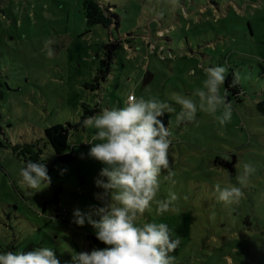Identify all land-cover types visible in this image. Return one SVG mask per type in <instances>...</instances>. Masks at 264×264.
<instances>
[{
  "label": "rangeland",
  "instance_id": "obj_1",
  "mask_svg": "<svg viewBox=\"0 0 264 264\" xmlns=\"http://www.w3.org/2000/svg\"><path fill=\"white\" fill-rule=\"evenodd\" d=\"M96 2L111 7L117 27L87 25L81 0H0V253L49 246L68 264L71 249L91 251L86 237L95 230L76 225L73 212L102 206L94 194L103 191L95 185L103 165L84 143L96 130L80 120L85 110L123 107L134 93L176 109L160 118L173 133L175 184L162 171L157 197L171 191L178 200L159 215L153 203L142 222L166 223L173 238H181L172 253L177 264H264V113L256 107L264 100V0ZM46 40L54 41L52 58ZM211 66L240 72L238 94L220 88L232 104L230 122L221 126L198 110L194 121L177 124L180 106L172 95L198 104L193 93ZM97 77L98 87L86 88ZM56 124L69 131V164L56 161L44 134ZM232 160L231 171L219 167ZM28 161L44 163L51 183L21 184L19 170ZM244 163L256 171L244 197L225 205L214 185L239 186ZM56 204L65 209L58 219Z\"/></svg>",
  "mask_w": 264,
  "mask_h": 264
},
{
  "label": "clouds",
  "instance_id": "obj_2",
  "mask_svg": "<svg viewBox=\"0 0 264 264\" xmlns=\"http://www.w3.org/2000/svg\"><path fill=\"white\" fill-rule=\"evenodd\" d=\"M52 43L45 41L49 58L55 54L50 47ZM204 72L202 87L193 93L199 98L198 104L190 96L172 95V100L180 106L177 124L194 121L198 110L213 116L221 126L230 122L233 108L227 100L228 91L220 93L228 68L211 66ZM193 74L194 70L190 71L189 75ZM240 79V72L234 71L230 87H236ZM175 111L166 101L137 98L130 93L123 107H105L83 120L84 127L96 130L84 143L92 145L88 156L103 165L100 178L95 180L96 187L103 191L94 194L102 206H90L87 212L75 209L73 222L80 227L85 223L91 225L96 239L106 247L81 252L71 249L68 264H177L172 253L179 247L181 238H173L166 223L142 222L143 214L153 203L159 215L174 210L178 200V195L171 191L166 199L157 197L162 171H167L164 179L175 184V172L169 160L173 133L160 119L166 112ZM242 168L236 177L239 186L214 185L218 201L231 205L244 197L242 189L247 187L256 168L252 163H244ZM19 176V182L30 189L51 183L47 167L41 162L28 161L19 170ZM0 264H60V260L51 247L44 246L27 252L0 253Z\"/></svg>",
  "mask_w": 264,
  "mask_h": 264
},
{
  "label": "trees",
  "instance_id": "obj_3",
  "mask_svg": "<svg viewBox=\"0 0 264 264\" xmlns=\"http://www.w3.org/2000/svg\"><path fill=\"white\" fill-rule=\"evenodd\" d=\"M82 1V9L83 13L85 16V20L87 25L89 26H94V25H100L104 28H108L111 25H115L116 27L119 25V18L117 15L112 13L110 10L111 7H108L107 9L101 7L96 0H81ZM102 73V71H100ZM233 79V74H228L225 80V87L231 91L234 95L239 93L238 90V84L236 87H230L231 82ZM98 87V77L94 79L93 84L91 85H86V88L90 89H96ZM130 94V93H129ZM128 94V95H129ZM256 107L259 112L264 113V100L260 101L256 104ZM95 113V110L89 111L85 110L84 115L82 116L80 120V124L83 122V120L87 116H91ZM70 127V126H68ZM44 134L46 137L47 142L50 144L55 157L56 161L59 162L60 164H69L70 162L73 161L74 159V154L72 151V147L70 146L69 143V131L62 125L56 124L51 127H48L44 130ZM221 167V166H219ZM223 168V167H221ZM225 169V168H224ZM227 170V169H225ZM228 171V170H227ZM57 205V204H56ZM59 205V204H58ZM56 207L55 212L57 215V219L62 214L60 211V205L59 207ZM237 227H239V231H245L246 226L243 223H240ZM242 232H240V236H243ZM87 243L92 250L93 248H104L106 245H104L102 242L96 239L95 236L88 235L86 237ZM244 245V240H240L237 243V246L239 248H242Z\"/></svg>",
  "mask_w": 264,
  "mask_h": 264
},
{
  "label": "water",
  "instance_id": "obj_4",
  "mask_svg": "<svg viewBox=\"0 0 264 264\" xmlns=\"http://www.w3.org/2000/svg\"><path fill=\"white\" fill-rule=\"evenodd\" d=\"M147 76H145V78H144V81H143V83L145 84L148 80H147ZM233 160L231 161V162H222V161H220L219 162V165L221 166V167H223V168H225V169H227V170H229V171H231L232 170V165H233Z\"/></svg>",
  "mask_w": 264,
  "mask_h": 264
},
{
  "label": "built area",
  "instance_id": "obj_5",
  "mask_svg": "<svg viewBox=\"0 0 264 264\" xmlns=\"http://www.w3.org/2000/svg\"><path fill=\"white\" fill-rule=\"evenodd\" d=\"M127 99H128V96H127V98H126V101H127ZM58 207H59V205H58ZM60 211H61L62 213H64V212H65V209L60 208Z\"/></svg>",
  "mask_w": 264,
  "mask_h": 264
}]
</instances>
